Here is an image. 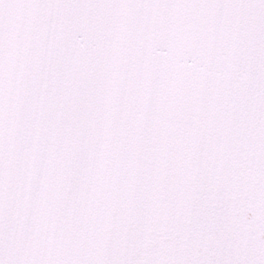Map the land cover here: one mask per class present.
Returning a JSON list of instances; mask_svg holds the SVG:
<instances>
[{"label": "snow or ice", "instance_id": "obj_1", "mask_svg": "<svg viewBox=\"0 0 264 264\" xmlns=\"http://www.w3.org/2000/svg\"><path fill=\"white\" fill-rule=\"evenodd\" d=\"M0 264H264V0H0Z\"/></svg>", "mask_w": 264, "mask_h": 264}]
</instances>
